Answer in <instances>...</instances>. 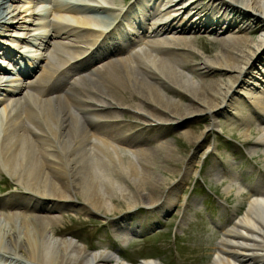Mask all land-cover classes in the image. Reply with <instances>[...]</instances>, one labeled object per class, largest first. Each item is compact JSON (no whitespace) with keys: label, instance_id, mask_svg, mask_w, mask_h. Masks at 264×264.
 <instances>
[{"label":"bare ground","instance_id":"obj_1","mask_svg":"<svg viewBox=\"0 0 264 264\" xmlns=\"http://www.w3.org/2000/svg\"><path fill=\"white\" fill-rule=\"evenodd\" d=\"M14 1L0 0V40L11 36L10 27L28 34L30 25L37 24L39 31L34 42L29 36L14 39L16 48L32 46L24 57L27 67L13 65L21 58L19 51L0 46V62L13 66L0 67V72L16 74L9 82L0 80V87H6L0 91L6 120L0 173L6 172L19 188L0 198V264L129 263L107 249L89 250L74 237L60 236L63 230L57 226L64 215L59 201L71 193L92 211L115 208V197L127 199L131 209L136 199L128 195L125 179L143 190L146 179L156 186L165 183L161 173L147 172L156 160L136 147L121 111L135 112L144 125L207 113L208 126H214L219 114L241 106L246 97L249 113L236 120L244 125L245 140L255 126L258 134L249 151L261 148L264 153V72L253 75L247 69L264 46V0H136L111 27L119 12L110 10V0H47L52 9L43 16L42 0H25L24 11L31 16L26 25L16 16L7 19L12 12L6 11L8 5L18 4ZM161 10L167 11L162 20L150 22L149 12ZM168 19L172 21L165 25ZM195 30L218 38L214 55H198L190 41L177 36ZM129 38L135 42L124 51ZM206 75L216 76L207 81ZM160 146L161 157L170 158L171 147ZM213 171L242 192L235 173L217 164ZM259 174L242 214L220 226L210 264H264V170ZM176 189L169 190L163 203L171 201ZM146 199L151 211L165 208L156 205L158 196ZM138 264L163 263L147 258Z\"/></svg>","mask_w":264,"mask_h":264},{"label":"rangeland","instance_id":"obj_2","mask_svg":"<svg viewBox=\"0 0 264 264\" xmlns=\"http://www.w3.org/2000/svg\"><path fill=\"white\" fill-rule=\"evenodd\" d=\"M110 1L113 2L111 5L121 7L128 0ZM14 2L18 3L17 6L8 2L11 5H8L6 11L12 12L8 13L7 19L16 16L20 24H30L31 16H26L27 12L24 11L27 6L25 0ZM45 9H49V5L40 10L42 15L45 14ZM24 18L27 20L23 21ZM37 27L38 25H30L29 39H35ZM25 31L10 27L8 30L11 34L8 37L10 40L6 41L11 43V39L25 35ZM184 36L192 43L195 52L202 57L214 55L219 46L218 38L212 34L189 32ZM23 48L27 51L31 47L25 45ZM247 69L248 71L251 69L253 75L264 72V46ZM210 76L216 75H206L203 79L212 80ZM200 85L199 83L198 86ZM184 98V102H189L186 97ZM195 103L192 102L193 106H196ZM243 105L236 106V109L231 108L225 114H219L214 126H208L210 115L207 113L197 114L182 122L164 121L144 125L138 123L140 119H136L135 112L121 111L124 128L129 129V134L133 133L136 147L147 149L146 151L156 160L154 168H147V172L161 173L162 176L158 175L165 183L156 186L152 180L146 179L147 188L143 190L125 179L128 184L126 187L128 195L136 199L131 209H127V199L115 197V208L106 210L102 207L98 211H92L80 204L83 200L79 194L71 193L73 197L59 201L64 214L57 225L63 230L58 232L59 235L74 237L83 242L89 250L107 249L110 253H117L126 259L128 264H138L147 258L158 259L163 264H210L214 246L220 238V226L242 214L250 198L248 189L252 187L256 176L260 175L259 169L264 170L262 149L249 151L258 134L255 126L252 125L245 140L244 125L240 124V120H236V116L249 113ZM187 131L198 134V140L187 137L185 134ZM160 144L171 147L173 154L169 155L170 158L161 157ZM121 150L128 155L127 150ZM216 164L219 168H225L229 173H235L241 178L243 192H238V184L233 183L229 186L227 178L221 181L214 175L213 166ZM185 166L188 170L184 172ZM142 182L138 180V184ZM175 186L176 195L171 201L163 203L164 196ZM18 192L19 188L14 180L6 172H1L0 198ZM150 195L158 196L156 205H163L165 208L161 211L155 209L150 211L145 204L146 198ZM119 225L134 228V237L127 249L117 247L113 241L114 228Z\"/></svg>","mask_w":264,"mask_h":264}]
</instances>
